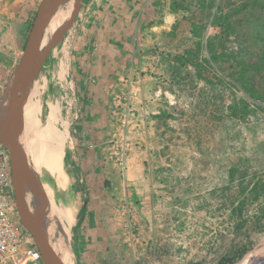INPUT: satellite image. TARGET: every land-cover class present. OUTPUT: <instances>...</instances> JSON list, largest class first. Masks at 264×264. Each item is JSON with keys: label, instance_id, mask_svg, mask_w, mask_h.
<instances>
[{"label": "rangeland", "instance_id": "1", "mask_svg": "<svg viewBox=\"0 0 264 264\" xmlns=\"http://www.w3.org/2000/svg\"><path fill=\"white\" fill-rule=\"evenodd\" d=\"M42 2L0 0V116ZM59 6L29 92L65 169L19 120L42 231L53 201L69 264H264V0Z\"/></svg>", "mask_w": 264, "mask_h": 264}, {"label": "water", "instance_id": "2", "mask_svg": "<svg viewBox=\"0 0 264 264\" xmlns=\"http://www.w3.org/2000/svg\"><path fill=\"white\" fill-rule=\"evenodd\" d=\"M63 0H43L30 32L27 45L16 68L13 83L12 102L8 110L0 116V142L8 149L11 159L12 177L15 189V204L22 224L31 234L40 250L44 264H63L52 251L40 226L34 221L25 200V179L27 165L23 152L20 150L16 124L20 120L26 103L29 87L33 82L35 70L30 63L35 58L41 44L49 17ZM15 89V90H14Z\"/></svg>", "mask_w": 264, "mask_h": 264}, {"label": "bare ground", "instance_id": "3", "mask_svg": "<svg viewBox=\"0 0 264 264\" xmlns=\"http://www.w3.org/2000/svg\"><path fill=\"white\" fill-rule=\"evenodd\" d=\"M80 1L81 0H63L60 3L59 9L57 10L56 14L58 12H60L62 9L67 8L66 23L64 26H66L67 22L73 18L74 14L77 10V6H78ZM46 41L47 40L45 39V42ZM26 105H27V108L29 110V114L26 113L27 111H26V108L24 106V110H23V114L21 116V119L30 125L37 146L40 148L41 152L47 158H49V159H51L57 163H60L63 166V168L65 169V166L63 163L65 152L61 149V147L58 144L66 146V140H67L66 137L59 132H51L50 133V132H47L45 130V127H44L42 121L40 120L38 107L35 104V101L33 100L30 92H29L27 100H26ZM16 131H17V137H18L20 150L24 154V148H25L24 143L25 142L23 139V133H22V129L20 126V121H18L16 124ZM26 165H27V163H26ZM60 169H62V168H60ZM54 173H56V172H54ZM27 174L29 175L28 169H27ZM61 174L63 175L62 171H61ZM58 178H60V177H58ZM57 181H58L57 184L60 186V188H62V189L66 188V186H67L66 179H64V180L58 179ZM25 200H26L28 210H29L30 214L33 216L34 221L40 226L38 219H37L38 214H37V208L35 205V191L32 190L31 188H25ZM69 209H67L64 206L58 207L53 201H50V210H51L53 217L54 216L56 217L58 215H61V216L58 219L54 220V222L49 225L48 231L46 233L43 232V234L45 235L52 251L55 253L57 258L63 264H69L68 258H67L65 253H62L55 246V242H56L57 238L67 230L69 225L74 220V215H73L74 212H72ZM40 228H41V226H40Z\"/></svg>", "mask_w": 264, "mask_h": 264}, {"label": "built area", "instance_id": "4", "mask_svg": "<svg viewBox=\"0 0 264 264\" xmlns=\"http://www.w3.org/2000/svg\"><path fill=\"white\" fill-rule=\"evenodd\" d=\"M1 72L0 64V90L2 83ZM0 264H44L40 250L20 220L15 204L10 153L1 142Z\"/></svg>", "mask_w": 264, "mask_h": 264}]
</instances>
